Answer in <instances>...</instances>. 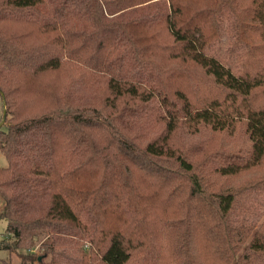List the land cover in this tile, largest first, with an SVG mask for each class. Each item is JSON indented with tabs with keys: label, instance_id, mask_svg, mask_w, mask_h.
<instances>
[{
	"label": "trees",
	"instance_id": "1",
	"mask_svg": "<svg viewBox=\"0 0 264 264\" xmlns=\"http://www.w3.org/2000/svg\"><path fill=\"white\" fill-rule=\"evenodd\" d=\"M0 95V264H264V0H0Z\"/></svg>",
	"mask_w": 264,
	"mask_h": 264
},
{
	"label": "rangeland",
	"instance_id": "2",
	"mask_svg": "<svg viewBox=\"0 0 264 264\" xmlns=\"http://www.w3.org/2000/svg\"><path fill=\"white\" fill-rule=\"evenodd\" d=\"M2 117H3V101H2V97L0 95V123L1 124H2ZM4 164H5V160L0 155V165H4ZM248 178H250V176L242 177L241 175H239L238 177H232L231 178V180L233 181L232 185H238L240 183H243ZM4 227H5L4 222L0 221V232L3 231ZM1 255H3V254L1 253ZM11 260H12V264H19V258L16 257L14 254L11 255ZM32 264H35V262Z\"/></svg>",
	"mask_w": 264,
	"mask_h": 264
},
{
	"label": "water",
	"instance_id": "3",
	"mask_svg": "<svg viewBox=\"0 0 264 264\" xmlns=\"http://www.w3.org/2000/svg\"><path fill=\"white\" fill-rule=\"evenodd\" d=\"M4 117H5V111L3 110L2 122H3V120H4ZM0 125H1V123H0Z\"/></svg>",
	"mask_w": 264,
	"mask_h": 264
}]
</instances>
